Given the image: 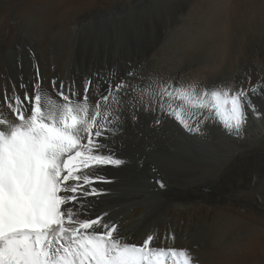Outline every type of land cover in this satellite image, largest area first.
<instances>
[{
  "label": "bare ground",
  "instance_id": "1",
  "mask_svg": "<svg viewBox=\"0 0 264 264\" xmlns=\"http://www.w3.org/2000/svg\"><path fill=\"white\" fill-rule=\"evenodd\" d=\"M0 264H264V0H0Z\"/></svg>",
  "mask_w": 264,
  "mask_h": 264
}]
</instances>
